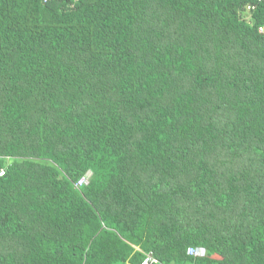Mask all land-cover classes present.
I'll return each mask as SVG.
<instances>
[{
    "label": "trees",
    "instance_id": "trees-1",
    "mask_svg": "<svg viewBox=\"0 0 264 264\" xmlns=\"http://www.w3.org/2000/svg\"><path fill=\"white\" fill-rule=\"evenodd\" d=\"M250 2L0 0V264H264Z\"/></svg>",
    "mask_w": 264,
    "mask_h": 264
},
{
    "label": "built area",
    "instance_id": "built-area-1",
    "mask_svg": "<svg viewBox=\"0 0 264 264\" xmlns=\"http://www.w3.org/2000/svg\"><path fill=\"white\" fill-rule=\"evenodd\" d=\"M79 1V0H77ZM264 0H251V2L247 5L246 11L251 12L254 9H256L257 5ZM260 31H264L263 27L260 28ZM84 179H81L78 183V185H81L83 183ZM189 253L191 255H196V256H204L207 254V250L204 247H191L189 249ZM163 264L161 263L154 255L152 252H149L144 259L142 260L141 264Z\"/></svg>",
    "mask_w": 264,
    "mask_h": 264
},
{
    "label": "clouds",
    "instance_id": "clouds-1",
    "mask_svg": "<svg viewBox=\"0 0 264 264\" xmlns=\"http://www.w3.org/2000/svg\"><path fill=\"white\" fill-rule=\"evenodd\" d=\"M82 179H84V181H83V183H82V184H84V183L86 182V178L83 177ZM78 183H79V181L76 183V186L80 188V187L82 186V184H81V185H78ZM153 255H154V254H153ZM154 256H155V255H154Z\"/></svg>",
    "mask_w": 264,
    "mask_h": 264
}]
</instances>
